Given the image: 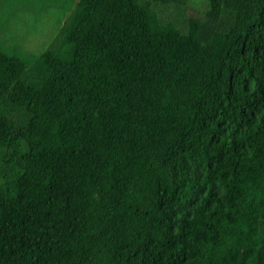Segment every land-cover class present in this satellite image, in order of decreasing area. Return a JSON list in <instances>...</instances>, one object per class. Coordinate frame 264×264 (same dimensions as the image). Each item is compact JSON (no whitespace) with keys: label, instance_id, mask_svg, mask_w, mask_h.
Segmentation results:
<instances>
[{"label":"trees","instance_id":"obj_1","mask_svg":"<svg viewBox=\"0 0 264 264\" xmlns=\"http://www.w3.org/2000/svg\"><path fill=\"white\" fill-rule=\"evenodd\" d=\"M190 1L0 46V264H264V0Z\"/></svg>","mask_w":264,"mask_h":264},{"label":"rangeland","instance_id":"obj_2","mask_svg":"<svg viewBox=\"0 0 264 264\" xmlns=\"http://www.w3.org/2000/svg\"><path fill=\"white\" fill-rule=\"evenodd\" d=\"M12 1L15 5L12 19L5 25L0 24V46L18 38V43H24L22 47L29 53H42L49 47L51 41L60 34V28L74 5L72 0ZM189 8L203 12L207 8L206 0H191ZM5 17L3 9H0V22Z\"/></svg>","mask_w":264,"mask_h":264}]
</instances>
